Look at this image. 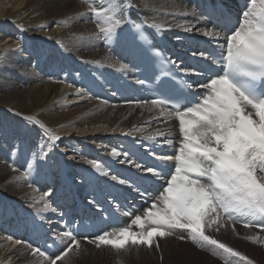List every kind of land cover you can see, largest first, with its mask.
Masks as SVG:
<instances>
[{
  "label": "snow or ice",
  "instance_id": "snow-or-ice-1",
  "mask_svg": "<svg viewBox=\"0 0 264 264\" xmlns=\"http://www.w3.org/2000/svg\"><path fill=\"white\" fill-rule=\"evenodd\" d=\"M85 2L89 4L98 29L95 38L102 39L114 54L107 57L109 66L118 64L117 70L123 72L128 70L129 65L137 67L138 63H143L157 78L156 91L160 98L142 104L148 105L149 111L158 109L159 117L165 120L169 116L178 120L181 136L179 150L174 156L175 168L171 173H166L165 169L173 160L172 156L160 155L157 158L160 164L146 166L138 163V158H132L135 152L112 148L111 157H124L119 159L121 165L128 164L136 173L145 174L139 176L133 173L124 178H120L119 174L112 175V181L127 185L146 203L151 200L152 192L159 194L142 214L134 216L129 226L85 239L96 248L111 246L120 251L127 250L129 243L151 247L156 237L176 236L191 241L198 248L212 246L226 257L237 258L243 264H253L248 257L207 233L210 230L218 232L236 223H243L245 228L259 227L264 230V0H246V10L240 12L235 24L231 23L232 13L225 0H199L183 13L205 25L204 36H219V31L215 30H223L226 46L222 45L220 59L213 60L207 69L196 70L191 66L183 69L206 82L191 80L182 88L177 87L170 70L157 76L153 65L158 60L170 67L176 65V61L163 60L161 54L147 44L142 27L144 22H137L132 16L133 10L138 7L135 0H102L100 5H96L95 0ZM148 28L157 32L163 30L159 23L149 24ZM193 30L196 29L185 28V31ZM10 51H23L21 43L17 42L16 48ZM35 55L39 62L45 53L37 49ZM196 55L194 52L193 56ZM199 56L204 57L205 53L199 52ZM4 60L7 61L8 56ZM217 63L222 69L213 68ZM0 70H3L2 64ZM208 71L212 74L206 77L205 72ZM193 87L204 92H193ZM189 97L200 99L193 102ZM169 101L175 103L170 104ZM34 132L40 137L38 144L30 142ZM156 136L165 137V133L157 132ZM0 139L30 145L25 154L27 167L21 175L27 176L36 167L37 174L43 176L48 188L43 193V207L34 215L21 217V210L0 201V219L16 216L17 228L40 230L43 223H38L37 219L43 221L44 212L57 211L58 206L53 207L55 200L52 198L69 199L74 194L73 189L80 186L76 174L66 179L65 186H57V177L63 175L62 157L52 159V151H45V147L54 150L61 137L40 120L28 116L19 124L0 122ZM89 163L101 177L110 175L100 162L92 160ZM13 171L19 169L13 168ZM160 180H165V185L160 186L162 191L159 188L150 191L149 187L143 186L144 182L156 185ZM133 227L139 231H133ZM246 238L253 243H264L260 237ZM8 240H13V237L9 235ZM57 240L63 245L62 250L56 245ZM14 243L23 246L25 241L15 239ZM80 243L71 231L59 233L53 240L59 254H49L47 264H68L69 254L75 255ZM29 251L41 257L47 253V249L31 245ZM226 264H230L227 259Z\"/></svg>",
  "mask_w": 264,
  "mask_h": 264
},
{
  "label": "bare ground",
  "instance_id": "bare-ground-1",
  "mask_svg": "<svg viewBox=\"0 0 264 264\" xmlns=\"http://www.w3.org/2000/svg\"><path fill=\"white\" fill-rule=\"evenodd\" d=\"M101 2L102 0H95L96 5H100ZM135 3L138 6L135 9L139 15H142L150 24L159 23L168 29L173 28L200 37L217 38L216 36H204L205 25L198 23L191 15H183L192 8L188 4L185 5L178 0H135ZM13 18L16 20L12 21ZM2 20H10V23L18 26L23 25L26 31H21L20 28L15 33L10 29L5 32L4 28L10 24L0 23V64L3 65V70H0V122L19 124L24 117H35L51 128L56 135L61 138L65 136L57 142V148L69 159L74 160L81 158L84 149L90 151L92 148H101L104 150V147L116 143L118 136H108L110 134L100 131H110L111 134L119 133L131 129V126L138 125L144 120L153 123V125H147L144 132L154 134L163 132L165 136L171 135L173 132L171 129L174 130L175 123L161 122L158 120L159 110L149 111L148 105L111 106L106 102L94 100L91 105L84 106L80 110L72 109L78 106L75 105L76 103H87L89 97H84L82 91L78 92V89L68 85L64 70L53 68L54 62L69 64L71 68H81L85 71H92L93 68L73 64L74 58L82 57V62L85 63L107 61L109 64L107 47L100 46L99 41L102 39L95 38L98 29L89 11V4L85 0H0V21ZM187 27L196 30L185 31ZM25 32L32 41L38 43L37 49L45 53L40 58L42 64L39 65L37 62L40 73L39 71L35 73L33 64L29 63L30 59H33V62L37 61L35 55L37 49L25 40ZM15 36L24 47V53L20 56L19 52L10 51L16 48ZM50 37L55 38L56 41V46L53 48L48 46ZM5 56H8L7 61L4 60ZM44 66L45 72L49 74L47 77L43 73ZM114 66L118 67V64ZM111 67L108 70H111ZM26 74L28 76L24 82L20 76ZM127 74L128 70L116 73L123 77ZM75 76L76 74L72 77ZM30 80L34 82L30 84L28 82ZM143 107H146L147 114L137 119V116H140L138 115L139 110ZM131 133L135 135L141 131L136 129ZM166 140L162 139V142ZM87 141L91 143L80 144ZM30 142L38 144L39 135L34 132ZM29 146V144L20 145L17 141L0 139V148L4 150L0 155V192L17 199L26 196L34 201H42L40 193L36 195V191L28 186L26 176L21 175L27 166L20 170L16 160L10 161L14 156L4 158L8 151L12 153L16 149L22 151L25 156ZM56 158L53 154L52 159ZM13 168L19 171H13ZM34 169L37 168L33 167L31 171ZM0 201L3 200L0 199ZM2 228H0V250L3 252L0 253V263L47 264V260L31 255L26 246H16L15 243L7 242ZM86 245L80 243L81 248Z\"/></svg>",
  "mask_w": 264,
  "mask_h": 264
},
{
  "label": "rangeland",
  "instance_id": "rangeland-1",
  "mask_svg": "<svg viewBox=\"0 0 264 264\" xmlns=\"http://www.w3.org/2000/svg\"><path fill=\"white\" fill-rule=\"evenodd\" d=\"M11 20L14 21V20H16V18H13ZM146 21L148 22V20H146ZM0 23L4 24V25L10 24L7 28H4L5 32L9 31L8 29H10V31L14 32V33L17 32V30L20 28L26 29L25 27H23V25L18 26L15 23H10V20H2V21H0ZM24 35H25V40L30 42L33 45V47H35L37 49L38 43L32 41L30 39V37L28 36L27 32H25ZM14 41L19 42L18 39L16 38V36L14 37ZM48 42H49L48 46L50 48H53L54 46H56L55 38L50 37L48 39ZM24 43H26V42H24ZM99 43H100V46L103 45L104 47H106L103 40L99 41ZM22 49H23V51L19 52V54L17 53L19 56L24 53V47L23 46H22ZM82 61H83L82 57L74 58L72 63L75 65H78L79 67H80V65H86L88 67L91 66L92 68L97 66V67L102 68L104 71H107L110 74L112 73L114 75H116V73H123L124 72V71L123 72L118 71L117 70L118 67H115V66H112L110 68L111 70H108V68L110 66L107 63V61H104V62L95 61V62H88V63H85ZM29 63L33 64L35 73H38V71L40 73L38 64L39 65L42 64V59H39L38 64H37V61L33 62V59H30ZM53 68L63 69L64 70L63 72H65L64 77L66 78V80H67V77H72L75 74L76 75L79 74L80 70H81V68H79V69L71 68L69 64L64 65L58 61L54 62ZM43 73L46 77L49 76V74H47L45 72V66L43 67ZM4 74H6V73H4ZM27 76H28V74H26L25 76H20V77L24 81ZM117 76H120V75H117ZM1 80H3V79H1ZM24 82H26V81H24ZM28 82H30V84H31L34 81L30 80ZM93 101L94 100L90 99V97H89V101H86L87 103H83V102L76 103L75 105H78V106H74L72 109L80 110L84 106L91 105L93 103ZM22 107H24V106L22 105ZM145 114H147V110H146V107H143L139 110L138 115H140V116L139 117L137 116V119H140V117H142ZM147 125H153V123L151 121H144L143 120L138 125L131 126V129H128L125 131H120V132H128L129 131L131 133L132 130L137 129V130H140L142 134L155 135L156 136V134H154L153 132H144V130H145L144 128ZM100 132H103L105 134H110L108 136H113V135L118 136L120 133V132L119 133L114 132L113 134H111L112 132H110V131H100ZM138 134H140V133H138ZM135 135H137V134H135ZM64 137L65 136H63L62 138H64ZM164 139H166V137ZM167 140L165 141V144H168ZM88 141L87 142H81L80 144L86 143L84 145H88L91 143ZM84 147H86V146H84ZM45 150H48V148L46 147ZM51 151L57 157L56 159H58L59 155H64L57 147ZM2 152H4V150L2 148H0V155ZM64 156L66 157L67 161H76L73 158L69 159V157H67V155H64ZM6 157L7 158L13 157L10 159V161L16 160L17 161L16 164L18 167H20V170H22L26 167L25 156L23 155L22 151L13 150L12 153H11V151H8L6 156H4V158H6ZM0 199H2L6 203L7 202L15 203V202H22L23 201L28 206L35 205L36 207H38V205L43 204L41 201H37V200L34 201L33 199H31V197L29 199L26 196H22V198L17 199L11 195H5L2 192H0ZM38 209H40V208H38ZM245 235L260 237L261 240H264V233L260 234V233L254 232V234H253L250 232V230H243V229H238V231L236 233V231H233V232L229 231V228H225L223 231H220V233L218 234L217 237L220 240V242L226 243L228 246L232 247L234 250L239 251L242 255L248 257L253 262V264H264V243H261L260 241L256 242L257 245H252L254 243L251 241H249V243H247L245 240L246 237H244ZM259 235H261V236H259ZM166 238H167L168 242L166 241ZM160 240L158 241V246H159L158 250H156V247L152 246L150 248V250H147V251H146V248L144 246H140V247L134 246V247L129 248L131 250L129 252H120L119 251V252L114 253L113 250H111L109 248L101 247L99 250H97V249H95V247H92L90 245H86L84 248L80 247V249L76 251L75 255H73L72 253L69 254V257L67 258L68 264H226V259L230 262V264H243V262H240L238 260H234L231 257H226L222 253H219V252L215 251L214 249L210 250L209 247L208 248L207 247L206 248H198L194 244H192L191 241H189L187 239L181 240V239H178L176 236H167V237H164V239L162 238ZM137 249H139V250H137ZM158 251H159V253H158ZM1 252H3V250H0V253ZM214 253H216V254H214ZM0 264H2V263H0Z\"/></svg>",
  "mask_w": 264,
  "mask_h": 264
}]
</instances>
